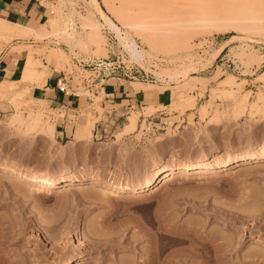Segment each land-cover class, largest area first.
<instances>
[{
  "label": "rangeland",
  "instance_id": "374dc122",
  "mask_svg": "<svg viewBox=\"0 0 264 264\" xmlns=\"http://www.w3.org/2000/svg\"><path fill=\"white\" fill-rule=\"evenodd\" d=\"M45 4L48 19L53 18L48 32L0 37V53L11 49L25 58L31 50L48 64V77L53 68L65 71L82 105L52 108L33 97L31 87L39 82L23 76L14 81L13 89L0 95L6 109L0 114V165L27 173L99 176L100 181L45 189L0 171V264H70L80 252L82 264H147L160 241L169 244L174 264H264V160L181 174L143 195L102 190L109 181L139 185L171 165L264 153V0ZM234 14L237 25L202 23L203 16ZM64 27L70 31L61 32ZM133 40L144 51L141 59L132 55ZM106 57H114L116 67L132 63L147 72L146 80H120L152 89L161 100L108 120L111 106L105 105L101 86L120 80H99L87 65ZM85 77L94 83L91 90L82 84ZM229 77L232 86L221 81ZM17 113L22 122H13ZM29 114L39 115L43 126L27 127ZM63 117L73 128L69 137L61 136V127L56 130ZM133 118L136 127L129 131ZM101 119H107V131H101ZM87 121L93 122L92 134L80 139L78 126ZM50 123H55L54 137L47 131ZM165 224L172 230L162 236L158 228Z\"/></svg>",
  "mask_w": 264,
  "mask_h": 264
},
{
  "label": "bare ground",
  "instance_id": "6f19581e",
  "mask_svg": "<svg viewBox=\"0 0 264 264\" xmlns=\"http://www.w3.org/2000/svg\"><path fill=\"white\" fill-rule=\"evenodd\" d=\"M92 1L94 2V4H97L98 0H92ZM250 20H248V21L251 22ZM91 21H92V19H91ZM238 21H239V18L235 14L231 17H226V15H222V16L218 15V17H215V18H211V17H207V16L202 17V23L204 22L207 25H226L229 23L237 25ZM253 21H255V19ZM52 23H53V18H50L45 23L41 24L40 27L32 29L28 26H25L24 24H22L20 22L19 23L11 22V21H8L6 18L0 17V37H5V38H12V37H16V36L17 37H24V36H28L30 33H33L37 37H41L42 35H44L48 32V30H49L48 26L49 25L51 26ZM138 24L137 25L133 24V26L135 25L138 27L139 26L142 27L140 25V23H138ZM94 25L96 26L97 23L94 22ZM253 25H255V24H253ZM129 26H130V24H129ZM131 26H132V24H131ZM239 26H241V25L239 24ZM250 26H252L251 23H250ZM247 27H246V29H248ZM251 28H253V26ZM248 30L250 31L251 29H248ZM68 31H70V30L67 29V27H64L61 29V32H63V33L64 32L66 33ZM71 31H72V29H71ZM71 34H74V32L73 33L71 32ZM121 38L122 37H120V39ZM122 39H124V38H122ZM99 40H102V39H100V37H99ZM133 43H134V40L131 44L133 46V49H132V47H130L131 45L129 46V48L133 50V52L131 50L132 55L136 59H139V58L141 59L143 57L144 51L138 50L135 47L136 43H134L135 46ZM28 48H30V47H28ZM47 65L43 64L42 62H40V60L35 58V56L31 50L28 51V53L26 54V58H25V64L23 66L24 67V70H23L24 75L22 74L23 80H34L36 82H39L42 85V83H45L46 78L48 77L47 70L44 68V67H47ZM42 66H43V68H42ZM189 77H195V76L189 75ZM221 81H222V83L224 82L223 84H227V86L228 85L232 86L234 84V80L230 77H229V79L223 78ZM138 84H139V82H138ZM140 84H142V83H140ZM15 85L16 84L13 81H9V80L3 81L2 80V82L0 83V95L7 94L11 89H13V87ZM22 93L20 92V94H22ZM24 93H25V90H24ZM20 94L17 95V93H16L17 96H20ZM178 95L179 94H177V96ZM12 99L14 100V97H12ZM12 99H11V101H12ZM13 103L15 106H17L16 102H13ZM29 115L31 116V120H30V123L26 122V124L28 123L27 125H29L27 127H30L33 129H38L41 126H43V124L41 123L39 115H37V116H32V114H29ZM16 116H15L16 118L13 120V122L15 120L18 121L17 119H19V118H20L19 121L22 122V119H21L22 115L19 113ZM135 118H133L131 120V123L128 124L129 125V131H130V129L132 131L136 127ZM52 123L47 125V131H49V133H51V136L53 135V137H54L55 123L54 124H52ZM78 127H79L78 129L81 133V139H84L85 137L90 136L92 134L93 122H91V121L81 122ZM41 130L42 131L44 130L43 127L41 128ZM117 134L119 135V132ZM263 160H264V153H250V154H247L246 156H244L240 159H237L235 161L219 162L216 160L210 161V160L204 158V159H201L197 162L184 164L183 166H173V165L168 166V167L162 169L161 172L156 177L147 178L146 180L143 181V183H141L139 185H137V184H135V185L115 184V183L110 182V181L105 182V184H103L102 190H103V192H106V194L110 193L112 195H119V194H121V195L124 194L126 196L143 195L144 193H146L147 191H149L153 187L158 186V185L162 186V185L168 183L169 181H171L174 177L180 176L181 174H206V173H211V172L215 173L217 171H223V170H226L228 168H233V167L245 168V167H248L249 164H251V163L263 161ZM0 171L6 173V175H8V176H17V178L19 177L22 180H25V181L32 183V184H36L39 187L45 188V189L50 188V187H58V186H62V185L68 186V185H74V184H89L90 186H93V185H98V182L100 181L99 176H93L91 178H88L85 175L75 176V175H72L70 173L63 174L60 176H55V175H51V174L27 173V172H22L15 167H9V166H5V165H0ZM162 226L163 227H159L158 229L161 231L162 236H166L165 232H168V230H172V229L170 226H169L170 228H168V226L166 224L162 225ZM260 235L261 234H259L258 237H260ZM162 236H161V238H162ZM154 243H155L153 246L154 248H153V251L151 252V255H149L150 258H149L147 264L148 263L149 264H172L173 259H174L173 258L174 255H171V253L168 252L169 251L168 250L169 244H166V243L163 244V242L161 243V241L160 242H154ZM84 258H85V254L83 252H80L70 264H82L84 262ZM177 259L179 260V258H177ZM174 262H175V260H174ZM181 262H183L182 264H184V260H182Z\"/></svg>",
  "mask_w": 264,
  "mask_h": 264
},
{
  "label": "crops",
  "instance_id": "0c3cea01",
  "mask_svg": "<svg viewBox=\"0 0 264 264\" xmlns=\"http://www.w3.org/2000/svg\"><path fill=\"white\" fill-rule=\"evenodd\" d=\"M46 0H0V17L6 18L8 21L22 23L32 29L40 27V25L49 18V9L45 4ZM52 12V11H51ZM26 58V57H25ZM25 58L22 53L6 49L0 53V83L2 80L18 81L22 80L23 66ZM52 74L48 77L43 85H34L31 87L33 97L47 102L52 108H68L78 110L82 105L81 95L65 93L58 89L57 81L61 76V70L52 69ZM123 84L120 81L109 82L104 87V103L109 104L111 108L106 109L107 119L115 122L120 116H123L126 109L134 106L147 107L153 100L160 101V93H154L143 87L137 88L135 85ZM104 103H102L104 105ZM49 106V107H50ZM5 108L0 104V114L5 112ZM107 119H101V131H107L109 124ZM114 124V123H113ZM61 129V136L69 137L73 132V128L68 125V119L63 117L56 125V130ZM79 138L81 139V133Z\"/></svg>",
  "mask_w": 264,
  "mask_h": 264
},
{
  "label": "built area",
  "instance_id": "2783aa9c",
  "mask_svg": "<svg viewBox=\"0 0 264 264\" xmlns=\"http://www.w3.org/2000/svg\"><path fill=\"white\" fill-rule=\"evenodd\" d=\"M114 57H106V58H98L97 60L91 61L87 63L88 67L92 69L99 80L106 79L109 77L115 79H148L149 74L136 65L132 63H128L125 66H121V68L116 67ZM67 73L65 71H61V76L58 78L57 87L60 91L65 93H71L75 95H80L77 90V87H72L71 84H68ZM72 77V76H69ZM82 84L85 88L91 90L93 86V81H90L88 78H83ZM105 85L101 87L104 88Z\"/></svg>",
  "mask_w": 264,
  "mask_h": 264
}]
</instances>
